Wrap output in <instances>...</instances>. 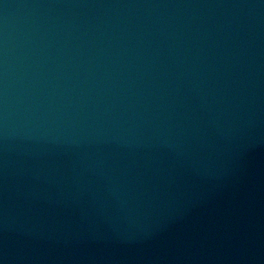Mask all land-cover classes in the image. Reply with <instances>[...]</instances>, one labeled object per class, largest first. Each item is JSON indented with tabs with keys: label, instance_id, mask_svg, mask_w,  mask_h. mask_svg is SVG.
<instances>
[{
	"label": "water",
	"instance_id": "water-1",
	"mask_svg": "<svg viewBox=\"0 0 264 264\" xmlns=\"http://www.w3.org/2000/svg\"><path fill=\"white\" fill-rule=\"evenodd\" d=\"M0 264H264V0H0Z\"/></svg>",
	"mask_w": 264,
	"mask_h": 264
}]
</instances>
